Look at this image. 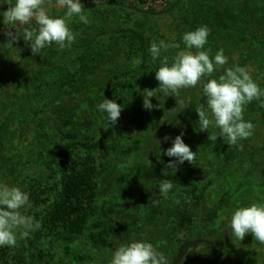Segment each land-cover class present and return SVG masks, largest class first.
<instances>
[{
    "label": "rangeland",
    "instance_id": "rangeland-1",
    "mask_svg": "<svg viewBox=\"0 0 264 264\" xmlns=\"http://www.w3.org/2000/svg\"><path fill=\"white\" fill-rule=\"evenodd\" d=\"M176 1L178 2L176 6L166 12ZM209 1L219 8L230 10L228 17L233 19L232 25H236L237 30L245 27V23L238 21L240 14L249 23L252 22L246 44L237 48L234 45V48L225 50L224 55L228 58L225 67L233 65L245 67L254 81L264 89V78H261L264 74V23L255 7L254 12L251 9L255 16L247 7L249 1L253 0H241L239 8L243 11L236 10L238 7L235 0H97L96 3L95 0H83L84 13L90 22L84 24L78 17H73L67 23L75 35L76 43L82 42L88 35L90 38L96 35L97 30L102 27L105 29L136 27L150 36L148 49L153 41L170 40L172 36L176 37V41L180 42L183 48L181 37L184 32L200 26H207L211 31L214 25L221 21L223 13L216 11L215 8L208 9ZM45 6L54 17L63 16L66 11L57 0H46ZM7 8L8 5L5 4L0 10L6 11ZM209 10L214 12L207 13ZM2 21L3 17H0V62L5 61L3 59L5 55H10L12 61L8 63L7 70L0 68V80L8 76L6 89H14L16 87L14 81L23 75L18 74L22 53L35 63L43 50L40 55H34L30 43L23 38L26 31L35 30L34 21L28 25L14 26H7ZM9 31L14 33L17 39L12 40L6 36L5 33ZM117 38V35L109 33L96 39V45L88 50L89 58L82 62L77 60L83 50L72 49L71 55L62 63L63 76L66 74L68 77L79 70L80 77L81 75L83 77L74 84L76 95L69 98V106L74 107L75 112L68 115L73 121L69 128L80 129V138L86 135L98 138L101 129L105 127V121L96 110V105L103 101L102 87L108 76L118 68L125 66L137 68L141 63L140 53L125 54L126 49L123 48L121 40L115 51L110 50ZM129 39L131 38H126L125 42ZM214 49L210 50V57L219 51L218 48ZM175 52V49H170L162 55H167L171 62ZM93 55L101 58L100 64L91 58ZM158 67L159 62H153L149 55L148 68L135 74L133 79L130 77L129 80L132 79V82L116 81L118 90L127 94L130 102L123 106L114 133L106 143L105 151L113 155L114 164L110 174L101 182L100 199L96 210L97 214L103 215L106 211H102L101 207L113 204L109 207L113 211L107 213L112 215L116 222L124 214H131L132 218L137 216L136 230L130 236H125L116 225L111 234L110 244L97 249L92 247L89 233L69 249L63 243L52 244L44 240L42 245L47 256L39 264H108L112 247L118 242L133 238L151 242L157 250L166 255L169 264L179 253L181 245L195 241L198 242L184 248L180 264H264V245L255 241L251 234L240 241L231 238L230 229L225 232L234 208L251 203H264V180L261 177V169L264 168V106L256 100L244 106L243 118L253 124L252 134L226 149L222 139L218 138L216 143H212L208 140L209 132L195 130L198 128L196 111L202 105L206 106L201 98L202 86L182 89L177 98L164 96L158 100L153 97L152 103L157 107L151 111L144 108L141 92L144 89L159 87V82L155 79V70ZM223 71L221 68L213 75L219 77ZM22 93L20 103L26 114L21 116L22 120L0 115V181L28 192L30 179L39 173L41 158L36 151L34 134L43 133L42 128L39 131H36V128L45 118L43 113L32 116L31 112L35 108L31 110L30 116L28 115L31 106L27 95ZM36 102H40V107L42 104L46 105L45 100L37 99ZM160 103L161 107L158 106ZM191 107H193L191 113L196 114L195 127L184 142L199 157L196 168L187 174L184 168L187 161L178 165L174 173L168 168L167 179L173 180L174 183L168 198L164 199L158 195L159 197L145 206L132 205L135 195L141 190L139 175L142 167L153 153L157 154L158 158L166 156L164 153L172 143L171 140L165 141L164 137L175 138L180 118ZM56 109L55 106H51L46 114L52 121L50 126L59 132L62 124L61 117L54 116ZM173 109L175 111H171ZM89 114L93 115L91 125L88 128H81L87 122ZM202 194L205 196L203 203H198V200L192 197ZM176 202L181 208L188 203V210H192V205H196L193 208L195 210L191 227L182 228L178 222L172 221L176 214L177 207H174ZM203 205L217 212L215 217L205 223L202 220L205 214ZM25 214L28 215L27 212ZM18 240L19 237L17 242Z\"/></svg>",
    "mask_w": 264,
    "mask_h": 264
},
{
    "label": "trees",
    "instance_id": "trees-1",
    "mask_svg": "<svg viewBox=\"0 0 264 264\" xmlns=\"http://www.w3.org/2000/svg\"><path fill=\"white\" fill-rule=\"evenodd\" d=\"M249 2L247 7L250 9V13H253L256 9V12L261 15V21L264 23V0ZM177 3L176 1L166 12L172 10ZM235 5L238 7L236 8L237 11H243L242 8H239L241 0H235ZM207 6L208 9L215 8L216 11L223 13L221 21L218 22L216 19L218 23L210 31L208 42L205 46L207 49L212 50L215 48L214 50H216L218 48L226 52L225 50L234 48V45L237 48L246 44V37L251 29V21L249 23L240 14L238 21L245 23V27L237 30L236 25H232L233 19L228 17L230 10L219 8L213 5L211 1L208 2ZM208 12L213 13L214 11L209 10ZM253 14L255 16V13ZM109 33L118 36L110 50L115 51L116 45L121 40L123 41V48L126 49L125 54L129 55L136 52L141 55L139 67L125 66L114 70L104 81L102 87L103 100L107 98L119 102L122 106L127 105L130 102V98L123 91L118 90L119 87L116 81L125 80L132 82L135 74L148 68L149 62L147 43L148 39L150 40V36H147L136 27H123L120 29H105L102 27L91 38L88 35L82 42H74L71 48H46L35 63L31 62L27 55L22 53L19 59L21 63L18 74L23 75H21L22 77L19 80L14 81L16 87L14 89H6L5 83L8 76L0 80V115L4 114L8 117H14L16 120H22L21 116L26 115L20 103L22 101V92H24L31 106L28 115L30 116L31 110L35 108V110H32L31 115L43 113L45 118H42L44 121L40 125L38 124L36 128V131L42 128L41 132L43 133L40 135L34 134L35 145L37 146L36 151L39 152L41 158L39 161V173H36L30 179L28 193L30 194L32 207L27 211L28 215L33 216L35 220L41 223L42 227L31 233L28 238L18 240V244L16 243L17 245L14 247L5 246L0 248V264H39L47 256L42 245L44 240L52 244L63 243L69 249L89 233L92 247L97 249L100 247L105 248L110 244L111 234L114 232L116 225L119 226L125 236H130L136 230L137 216L132 218L131 214H124L116 222L112 215H108V211H113L109 208L113 204L101 207L102 211H106L103 212V215L96 213L97 203L100 199L99 189L101 182L110 174L114 164L113 155L110 152H106L105 148L107 141L114 133L117 123L110 125L105 122V127L101 129V135L98 138L87 135L80 138V129L69 128L73 121L68 115L75 112L74 107L69 106V98H73L76 95L74 84L83 77L82 75L80 77L81 71L79 70L74 74L68 75V77L66 74L63 76L64 73L61 70L64 66L62 63L71 55L72 49L83 50L77 60V62H82L89 58L88 50L96 45V39ZM128 37L131 39L125 42ZM135 47L137 48L135 49ZM91 58L99 64L101 63V58H97L95 55ZM3 59L5 61L3 63L0 62V68L7 70L9 68L8 63L12 61L11 56L5 55ZM96 64L93 66L96 67ZM130 77L132 78L131 80H129ZM213 78L218 79L219 77L216 74L213 77H209V79ZM20 88H23V90H20ZM201 98L205 103L203 95ZM37 99L45 100L46 105L42 104L40 107L41 101L38 103L36 102ZM51 106L57 108L54 116L56 118L61 117L62 129L59 132H56L50 126L52 121L46 114V111ZM192 108H188L184 112L176 129V136L182 132L184 133L183 140H187L195 127L196 114L191 113ZM92 118L93 115L89 114L87 122L81 128H88L92 123ZM224 147L226 149L230 148L226 144ZM253 151L255 152V150ZM253 151L251 152L252 154ZM156 155L154 153L151 154L148 162L141 169L139 175L141 190L135 195L132 202V205L136 207L145 206L154 198L159 197V183L167 179L169 175L167 164L173 158L167 156L158 158ZM198 158V155L195 154L193 164L186 162L187 164L184 168L187 174L193 172L196 168ZM181 168L183 169V167ZM261 177L264 180V168L261 169ZM192 197L194 200L197 199L198 203H203L205 199L203 194ZM177 205L178 202L174 204V207L178 209L176 208L175 218L172 217V221L174 223L178 222L182 228L191 227L195 210L193 208L196 205H192V210H188V203L183 208ZM203 206V214H205L202 220L205 223L215 217L217 212L209 209L206 205ZM18 245L21 248H18ZM188 245V243H185L180 246L179 253L170 264H180L184 248Z\"/></svg>",
    "mask_w": 264,
    "mask_h": 264
},
{
    "label": "clouds",
    "instance_id": "clouds-1",
    "mask_svg": "<svg viewBox=\"0 0 264 264\" xmlns=\"http://www.w3.org/2000/svg\"><path fill=\"white\" fill-rule=\"evenodd\" d=\"M97 0H95V3ZM66 11L63 16H52L46 9V0H0V9L8 5L6 11L0 10L3 24L7 26L28 25L35 22L34 31H26L25 41L30 43L34 55L42 50L58 46L60 49L71 48L75 35L70 30L68 21L78 17L79 21L88 24L90 21L84 13L81 0H57ZM12 40L17 36L6 32ZM210 29L200 26L195 30L186 31L181 37V43L172 36L170 40L153 41L148 49L153 62H159L155 70V79L159 82L156 89H144L143 106L146 110H153L152 99L156 97L177 96L182 89L202 86V95L205 105H202L198 114L199 132H209L208 140L216 143L218 138L227 145L234 146L238 141L248 138L252 134L253 124L243 118L244 106L253 100L259 101L264 106V89L252 78L245 67L228 64V58L223 50H219L210 57V49L205 46L208 42ZM170 49H175L171 62L167 55ZM224 69L218 79H209L214 72ZM264 78V74L262 77ZM162 94V95H161ZM161 107L160 105H158ZM96 110L104 121L115 125L123 110V106L115 100L105 98L96 105ZM175 111V109L171 110ZM216 129V131H210ZM184 133L164 140H171L172 146L164 153L170 159L167 167L173 170L178 165L194 162L193 153L184 140ZM159 193L167 199L173 190L174 183L171 179H164L159 183ZM158 203V201H157ZM32 207L30 194L18 186L0 181V248L14 247L17 238L25 239L31 233L39 230L42 225L31 215L25 213ZM231 230V238L242 241L246 235L251 234L255 241L264 245V203H251L237 206L230 213L225 232ZM108 264H169L166 255L145 239H131L116 243L111 249V258Z\"/></svg>",
    "mask_w": 264,
    "mask_h": 264
},
{
    "label": "water",
    "instance_id": "water-1",
    "mask_svg": "<svg viewBox=\"0 0 264 264\" xmlns=\"http://www.w3.org/2000/svg\"><path fill=\"white\" fill-rule=\"evenodd\" d=\"M196 242H198V241H195V242H192V243H189V244H192V245H194Z\"/></svg>",
    "mask_w": 264,
    "mask_h": 264
}]
</instances>
